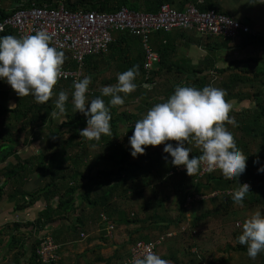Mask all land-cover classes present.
<instances>
[{"label":"trees","instance_id":"1","mask_svg":"<svg viewBox=\"0 0 264 264\" xmlns=\"http://www.w3.org/2000/svg\"><path fill=\"white\" fill-rule=\"evenodd\" d=\"M216 1L217 0H202V2H199V0H12L10 8L0 5V20L13 13L18 4L29 6L31 3H35L37 5L46 4L48 7H56L60 2H63L68 9L84 8L88 10L95 9L103 12H113L122 6H127L137 11L156 12L163 3H170L179 9L186 4L193 3L200 10L215 9L219 11ZM7 34L16 35L13 29L7 28L0 33V36ZM134 37L139 36L121 32L116 36V41L109 44L111 50L117 51L113 54L115 60L121 61L123 59V54L121 53L122 46L124 44L128 45L129 43L132 44ZM261 40L262 39L252 38L250 42H260ZM117 46H121V49ZM63 52L65 53L64 66L66 68L75 67L76 63L71 59L70 53L66 51ZM140 56H142L141 52L138 57ZM90 57L91 56H86L85 62H89ZM127 58L128 60L130 59L129 62L133 61L131 57ZM137 61L138 60H135V62ZM138 69L140 70L138 74H141V64L138 65ZM208 77L207 75H194V78L188 85L202 88L209 84V79L207 80ZM236 77L238 79H235V81L238 83L241 78L240 76ZM254 77L259 78L262 84H264V68L260 69V72H256ZM232 82L235 83L234 78ZM186 83L187 81L185 84ZM5 84V81L0 80V97L2 100L4 98L3 95H9L10 91L8 87H5L6 89L4 88ZM61 90L68 93V100L65 102L64 113L67 117L66 125H68V128H66V130L57 129L53 132L46 124L53 119L52 113L56 107L54 102ZM173 91L174 89L167 91L166 99ZM53 93L54 95L44 103L36 102L31 95L22 97L15 96L16 108L5 106L4 103L0 101V116L7 120L9 126L8 130H10L7 134L6 132L4 133V131H0V162H3L10 154L15 155L16 146L20 144L21 132L27 129L32 122H34V124L29 131L34 130V128L37 129V132L43 136L41 138L39 136V138L45 141V149L49 152L43 149L40 155L33 156L24 161L18 159L16 164L8 165V167L2 170L6 175V182H11L13 187V190L8 193V196L12 198L18 197L15 198L17 209H23L32 205L34 201L41 196L44 197L46 201V205L42 207L37 218H35L34 221L26 223L27 226L40 230V228H43L47 223L50 224L60 219L64 220L65 218V220L68 219L71 221V224L67 223L66 225L76 230L77 224L82 228L86 221L94 223L101 219L104 224V229L106 228V232H108V224L120 225L140 223V226L130 232L129 238L132 234H137V240L149 242L160 238L164 233L167 234L166 231L171 229L169 228L171 225L177 226L182 219H186L187 208L184 206V203L186 195L190 193L192 189H194V191H203L202 189L217 188L225 191L228 188H232V192L228 195L223 194L208 199L209 202H213V205L210 204L211 207H207V202L204 201L205 199L200 200V203L205 209L201 213L193 214L194 216L188 220L190 229L199 225L200 222L205 221L209 216L213 218H222L224 214H227L229 208L234 206V201L231 197L233 189L239 187L238 182H249L250 188L248 193L250 198H248L244 204L246 208H250L252 205L257 206L264 204V176L255 169L254 162L258 160V157L252 154V146L250 147L257 138H260L257 148L258 150L260 149V152H264V87L252 92L257 107L253 110L248 109L242 111L236 119V128L241 133L240 135L239 133H234V135L238 146L243 153L248 156L246 169L238 177V180L235 177H224L218 169L199 177L198 181H195L199 171L193 174V176H189L186 169L177 171L176 168L178 166L172 165L171 156L164 152H157V150L152 153L146 150L144 154H138L136 157H133L130 154V145H125V143L128 142V137H130L132 133H120L117 129L118 119L116 115L119 113L117 105L110 106L111 134L102 135L99 140L88 139L81 136L80 130L83 129L82 126L86 125V118L83 113L75 110L74 105L67 103L68 101L72 102L73 92L71 82L65 81L61 86L56 85L55 88H53ZM229 94L231 95V93ZM100 95V90H97L88 95V99L90 101ZM128 95L129 94H123V97L126 98ZM103 99L107 105L110 98L105 96ZM121 113L125 114L124 112ZM10 121H17L18 125L13 127ZM41 126L44 127V129H48L49 133H42L43 130H40L42 129ZM11 127L16 129V132H13ZM1 140L8 142L4 143ZM170 142L173 143V145L177 143L176 141ZM187 146L192 149L190 156L201 155L199 146L195 145L194 142L189 143ZM146 149L148 148L146 147ZM101 163H114L115 166L110 170L104 168L98 171L96 170L100 176L93 179L88 178L85 184H81L78 181L79 178L85 176L82 174V167H84L86 171H89L94 165ZM34 170L45 172L49 180L39 188L33 191H27L24 188V181L27 174ZM150 173L153 177L147 182V187L152 196L147 197L144 193V188L140 185V181H142V177H147ZM167 183L171 184L172 191L179 195V201L177 203L178 214L173 218L165 215L166 213L163 212V210L165 211L166 209L165 202L169 197L168 193H162V195L157 196L158 192H163ZM160 185L163 189H161V187L160 189L157 188ZM77 189H81V192L75 195ZM1 194L2 186H0V196ZM76 199H79L78 203H76ZM139 199H142L138 205L139 209L134 211V203L130 204L129 202ZM123 202L130 204V211H126L127 207L123 205ZM88 209L90 211H87ZM77 210H80V212L78 213ZM103 214L106 215L105 218H103ZM73 219H75V223ZM17 227H19V223L14 224V228L16 229ZM178 230L180 229H177L174 235L179 232ZM155 231L160 235L158 234L156 237L150 238L149 235ZM58 233L56 230L53 233L56 240H58L59 237ZM103 233L104 231L101 234V238H107ZM236 233L238 235L240 234V232ZM166 234H164V236H166ZM24 237L23 234H20V236L12 235V238L8 244H6L7 249L5 248V250H2L4 251V255L11 252L10 260L12 264H45L41 261L37 253V247L40 241L39 238L34 240L30 251H28L27 237ZM163 238L159 243H161ZM159 243L155 245V252ZM125 244V242L121 244V253L119 249H117L110 259L100 256L98 260L105 261L106 264H109V261L113 257L117 260L123 258L122 250ZM177 248L178 247L170 248V258H172L176 264H181L179 257H177ZM228 248L240 251L247 259L244 264H264V252L258 254L255 259H251L247 255L246 245L239 243L236 246L229 245ZM193 252L189 247L186 249V254L189 255V259L187 260L188 264H215V260L204 261L205 257L199 252H194L192 256ZM27 253H29L28 258L24 259L23 256H27ZM57 254L59 255V249L57 250ZM130 255L131 250L124 258L125 262L121 264H126V260H128ZM21 257H23V260H21ZM192 261L193 263H191ZM54 263L55 261L51 264Z\"/></svg>","mask_w":264,"mask_h":264},{"label":"crops","instance_id":"2","mask_svg":"<svg viewBox=\"0 0 264 264\" xmlns=\"http://www.w3.org/2000/svg\"><path fill=\"white\" fill-rule=\"evenodd\" d=\"M199 2H202V0H199ZM216 2L219 7V12L242 21L244 24H247L251 30L260 35L264 34V4L249 2V0H217ZM185 6L181 9L185 8ZM121 32L124 31L114 33V39L112 42L116 41V36ZM252 38L262 40L260 42H250ZM149 45L159 54L160 60L151 71L150 77L147 79L145 78L143 69L145 50L140 36L134 37L132 44L129 43L128 45L124 44L122 46L121 53L123 54V59L121 61L113 58V54L117 51H113L108 47V50L103 53L88 55L91 56L90 61L85 62L84 64L82 78L86 75H91L92 82L90 83L89 88L94 91L100 90L104 85L115 84L120 72L127 70L133 65H142L141 74H137L135 78V83L137 84L136 89L133 92L128 93L129 95L124 98L123 105H117L119 112L116 115V118L118 119L117 129L120 133H126V130H128L127 133H132L135 121L142 118L153 104L165 100L168 93L167 91L174 89L176 85L185 84L186 81V84H190L194 75H207L209 76L207 78V80L209 79V84H214L215 86L226 90V99H231L235 102L234 110L230 112V115L234 116L235 119H237V116H239L242 111L248 109L253 110L257 107L252 92L264 87L262 81H260L259 78L254 77L256 72H260V69L264 68V39L262 37H256L249 33H240L233 38H228L217 35L202 34L193 29L175 28L169 31L153 32L149 36ZM117 47L121 49V46ZM140 52L142 53V56L138 57ZM127 57H131V60L133 61L129 62L130 59L128 60ZM135 60L138 61L135 62ZM139 71L140 70H138V73ZM236 76H240L241 78L238 83L235 81V79H238ZM233 78L235 83L232 82ZM63 83L64 82H62L60 86ZM5 87L8 86L5 85L4 88ZM229 93H231V95ZM123 94L125 93H120L122 96ZM3 97V100L0 97V101H2L5 106L10 107L11 104L16 103L15 96L10 91L9 95H3ZM67 103L73 105L72 102L68 101ZM121 112H124L125 114H122ZM52 117V121L46 125L53 132L57 129L66 130V128H68V125H66L67 117L64 113L55 116L53 115ZM7 123V120L0 116V131L8 130L9 126ZM33 124L34 122L30 123L28 128L21 132L20 144L16 146L15 155L10 154L3 162H0V186H2V194L0 196V264H12L10 260L11 252L4 255V251H2L5 250V248L7 249L6 244H8L12 235L20 236V234H23V237L25 236L24 238L27 237V249L30 251L32 243L37 239L39 234L47 233L55 239L53 235L55 230L57 233L59 232L58 240H54L59 247V258L54 264H106L105 261H99L98 257L103 256L110 259L115 250L119 249V252L121 251V244L123 242L127 243L128 239L118 244L116 241H113L108 233L104 234L107 238H101L104 227L100 224L97 231H93V233L86 238L84 246L83 238L79 237L80 235H85L84 232L88 230L87 226H90L92 223L86 221L82 228L77 224L76 230H73V228L66 225L67 223L71 224V221L68 219L65 220V218L64 220L60 219L50 224L47 223L43 228H40V230L33 228L35 231H32V228L25 224L34 221V219L37 218L42 207L46 205L44 197H38L32 205L26 208L17 209L15 198L18 197L12 198L8 196V193L13 190V187L11 182H6V175L2 170H4L5 167H8V165L16 164L18 159L24 161L33 156L40 155L43 149L44 151H47V149H45L44 140L40 139L43 136L37 132V129L34 128V130L29 131L31 130V127H33ZM122 125H127L129 127L128 129H125ZM85 127L86 125L82 126L83 129ZM228 127L231 128L234 133H239L240 135L241 132L237 130L236 124L235 126L228 125ZM41 128L42 129L40 130H43L42 133H49L48 129H44L42 126ZM30 133H35V138H33V135ZM1 141L4 143L8 142L5 140ZM259 141L260 138H257L254 143L250 145V147H256L251 151L253 155L258 157V160H255L254 162L255 169L258 168V165L264 160V152H260V149L258 150L257 148ZM128 144V142L125 143V145ZM146 147L148 148L146 150L149 153L156 150L157 152H163V144L157 146L149 145ZM114 166V163H101L94 165L89 171H86V169L82 167V174L85 176L79 178L78 181L81 184H85L88 181V178L93 179L99 177L100 174L97 171L101 168L110 170ZM152 177L153 175L151 173L148 174L147 177H142L140 185L144 188V193L146 192L144 184L149 182ZM48 180L45 172L34 170L27 174L24 181V188L27 191H33ZM202 190V192H205L208 189ZM212 190L218 189H209V191ZM228 190H232V188H228ZM80 192L81 189H77L75 195L80 194ZM54 199L53 201H55ZM78 200L79 199H76L77 203ZM242 207L243 206H240L239 208ZM73 220L75 223V219ZM98 221H95L93 224H97ZM15 223H19L20 227L15 229ZM21 223H23L22 226ZM29 227L31 229H29ZM114 231L116 230H112V232ZM26 232H31L29 237L26 235ZM35 233L39 234L34 235ZM168 246L169 247L166 248L167 254L164 255V251H162L159 255H161L162 258L174 261L170 258V248L174 247L170 244ZM109 247L113 248L109 249ZM129 249L130 247L128 246V253ZM110 250H112V252ZM122 253L124 260L126 257L124 249L122 250ZM26 255L27 256H23L24 259L28 258L29 253ZM23 257H21V260H23ZM116 262L117 259L113 257L109 261V264H115Z\"/></svg>","mask_w":264,"mask_h":264},{"label":"clouds","instance_id":"3","mask_svg":"<svg viewBox=\"0 0 264 264\" xmlns=\"http://www.w3.org/2000/svg\"><path fill=\"white\" fill-rule=\"evenodd\" d=\"M262 3L264 0H249ZM52 37L46 29L34 34L0 36V80L5 81L15 92L14 96L31 95L38 103H44L54 95L62 71L65 53L51 44ZM138 65L120 72L115 84L101 87V95L89 101L86 93L92 82L86 75L73 82L72 103L75 110L86 118V127L80 130L81 136L99 140L102 135L111 134L110 106L123 105L120 93L133 92L138 74ZM109 97L106 105L103 97ZM224 88L208 84L202 88L188 84H178L173 93L162 102L151 106L142 118L134 123L132 135L128 137L130 154L136 157L144 154L146 146L163 144V152L171 156L175 166L183 165L189 176L196 174L202 162L210 168H219L224 177H238L246 169V156L238 146L234 132L227 125L237 123L230 112L234 101L226 99ZM68 93L61 90L55 100L53 115L65 113ZM87 106V107H86ZM10 108H16L11 104ZM125 129L129 126L122 125ZM128 130H126L127 133ZM170 141H176L175 146ZM194 142L199 146L201 155H191L187 145ZM264 171V167L258 169ZM233 189L232 200L242 204L249 192L248 183H239ZM238 242L246 245L247 255L255 259L264 252V212L255 210L241 225ZM131 264H169L168 260L154 251L146 250L134 257Z\"/></svg>","mask_w":264,"mask_h":264},{"label":"built area","instance_id":"4","mask_svg":"<svg viewBox=\"0 0 264 264\" xmlns=\"http://www.w3.org/2000/svg\"><path fill=\"white\" fill-rule=\"evenodd\" d=\"M7 28L13 29L18 37L46 29L52 37L51 44L62 51L69 52L71 59L76 63L73 68H66L62 65L61 75L56 83V85H60L62 82L69 81L73 91V82L83 76L86 56L107 51L109 44L114 39V33L118 31L141 37L145 50L143 69L146 79L150 77L151 71L160 60L159 54L149 45V36L155 31L182 28L228 38H233L240 33H249L264 39V34L256 33L242 21L215 9L200 10L193 3L187 4L183 9L163 3L156 12L137 11L127 6H122L113 12L84 8L68 9L63 2H60L56 7L35 3H31L29 6L18 4L13 13L0 20V33ZM8 88L15 92L11 86ZM93 92L94 90L89 88L86 95ZM183 169H186L183 165L176 168L177 171ZM218 169L210 168L207 162H202L195 181ZM221 191L223 190L218 189L207 194L192 189L186 195L184 204L187 207L188 203H192L194 200H202L220 194ZM225 191L232 192L228 189ZM112 228V224L107 225L108 235L111 234ZM46 234H42L43 236L39 238L37 253L43 263L51 264L59 258L58 244L52 236ZM171 234L173 233L169 232L166 236ZM161 237L154 241L137 242L131 249V255L126 260V264H131L134 257L142 256L146 250L150 249L155 252V245L160 242Z\"/></svg>","mask_w":264,"mask_h":264},{"label":"rangeland","instance_id":"5","mask_svg":"<svg viewBox=\"0 0 264 264\" xmlns=\"http://www.w3.org/2000/svg\"><path fill=\"white\" fill-rule=\"evenodd\" d=\"M11 1L12 0H0V5L7 7V8H10ZM5 85L8 86L7 83ZM10 124H11V126L14 127L18 123H17V121H10ZM13 127H11V128L13 129ZM9 131L10 130H6V131H4V133L6 132V134H7V133H9ZM13 132H16V129H13ZM30 134H32L33 137L36 136L35 133H30ZM45 147H46V144H45ZM43 148H44V146H43ZM253 148L255 149L256 147L252 146L251 151L253 150ZM261 167H264V160L261 161V163L258 165V168H256V170L258 171V169ZM259 172L262 173V175L264 176V171H259ZM146 183L144 184V186L146 188L145 194L147 197L152 196L150 191L148 190V187H147L148 185L146 186ZM248 184H249V182H248ZM160 187H161V185L158 186L157 188L160 189ZM161 189H163V187H161ZM213 191H216V190H212L210 192L208 189L204 193L209 194V193H212ZM166 192L168 193L169 197L165 202L166 209H165V211L163 210V212L166 213L165 215L173 218L175 215L178 214L177 203L179 201V195L174 193L172 191L171 184L167 183L165 185V188L163 189V192L162 191L160 193L158 192L157 196L162 195V193L165 194ZM223 194L228 195L229 191H225V192L221 191V194H219V195L215 194L213 196H209L208 198H205L204 201L207 202V207H208V204L210 207H211V205H213V202L212 203L209 202L208 199H210L211 197H216V196H220ZM248 198H250L249 193L246 194V197L244 198V201L242 204H236L234 202L233 203L234 206L230 207L227 214H224L222 218H213V217L209 216L207 219H205V221L200 222L199 225H197L196 227H194L192 229H190V227H189V221L188 220L191 219L192 216H194L193 214L201 213L205 209V207L203 208V205L200 203V200H194V201H192V203H188L187 207L184 204V206L187 208L186 219H182L177 226L171 225L169 227L171 229L166 231L167 233L172 232L173 234H171L169 236H164V234H166V233H164L163 235H161L162 236L161 238H163V237L164 238L161 241L162 244L161 243L158 244L156 253L160 254V252L164 251V255H166L167 254L166 248L169 247L168 245L170 244L174 248L178 247L176 249V251L178 250L177 257H179L181 264H188L187 260L189 259V255L186 254V249L188 247L191 248L192 252L193 251L199 252L201 255H203V257H205L204 261H206V262L209 260H215V264H244V263H246L247 259L245 258L244 255H242V253H240V251H236V250L230 249L228 247H229V245L236 246L239 244L238 239H237L238 236H235V235H238L236 232H241V225H242L243 221L248 216H250L255 210H261L262 212H264V204H260L257 206L252 205V206H250V208H246L244 206V204L246 203ZM141 200L139 199L137 201H130L129 202L130 204L134 203V208H133L134 211L139 209L138 205H139V202H141ZM76 203H77V201H76ZM129 203L123 202V205H126V207H127L126 211L131 210L129 208L130 207ZM240 206H243V207L239 208ZM254 207H256V208H254ZM87 211H90V210L88 209ZM77 212L79 213L80 210H77ZM85 213H88V212H85ZM102 216H103V218L106 217V215H104V214ZM101 221L102 220L100 219L97 224L92 223L90 226H87L88 230H86L84 232L85 235H80L79 238H83L84 246H85L86 238L89 235H91L93 233V231H97V228L100 224L102 226H104V224L102 223L103 221L102 222ZM22 225H23V223H21V226ZM113 226L114 227L112 228V230H114V229L116 230L114 232L111 231V234H110V237H112L113 241H116V243L120 244L122 241H125L126 239H128V242L124 245V247H125L124 248V254H125V256H127L128 246L130 247V249H129V252H130V250L134 248V245L140 241V240H137V237H138L137 234H132V236L129 238L130 232L133 231L136 227L140 226V223L120 224V225H116V224L114 225L113 224ZM29 229H31V228L29 227ZM177 229H180V230H178L179 232L176 235H174L177 232ZM31 230L35 231V229H33V228ZM103 231L105 233L106 228H105V230L103 229ZM104 233H103V235H104ZM38 234L35 233L34 235H38ZM158 234L159 233L157 231H155V232H152L149 236H150V238H152V237H156ZM26 235H28V237H29L30 232L29 233L26 232ZM46 235H50V234H46ZM172 235H174V236H172ZM42 236H43L42 234H39L37 236V238H40ZM33 237H36V236H33ZM111 248H113V247H109V249H111ZM110 251L112 252V250H110ZM194 252H193L192 256L194 255ZM122 259L123 258H121L120 260H117V262L115 264H121V263L125 262V260H122ZM168 262H169V264H176L172 260H168ZM191 263H193V261Z\"/></svg>","mask_w":264,"mask_h":264}]
</instances>
